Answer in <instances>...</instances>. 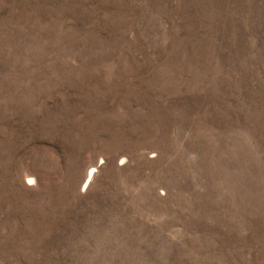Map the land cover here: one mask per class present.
<instances>
[{
  "label": "rangeland",
  "instance_id": "1",
  "mask_svg": "<svg viewBox=\"0 0 264 264\" xmlns=\"http://www.w3.org/2000/svg\"><path fill=\"white\" fill-rule=\"evenodd\" d=\"M0 264H264V0H0Z\"/></svg>",
  "mask_w": 264,
  "mask_h": 264
},
{
  "label": "bare ground",
  "instance_id": "2",
  "mask_svg": "<svg viewBox=\"0 0 264 264\" xmlns=\"http://www.w3.org/2000/svg\"><path fill=\"white\" fill-rule=\"evenodd\" d=\"M98 167V166H97ZM96 166H92L89 170H88V173H87V176H86V179L83 183V186H86L87 184H89L88 182L90 181L91 182V179L95 176V173H96ZM33 180V179H31ZM34 181V180H33ZM34 184V183H33ZM87 187V186H86ZM85 187V188H86Z\"/></svg>",
  "mask_w": 264,
  "mask_h": 264
}]
</instances>
